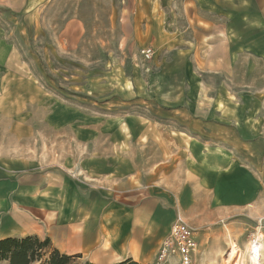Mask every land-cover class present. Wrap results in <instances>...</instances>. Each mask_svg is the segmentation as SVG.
<instances>
[{"label":"crops","instance_id":"1","mask_svg":"<svg viewBox=\"0 0 264 264\" xmlns=\"http://www.w3.org/2000/svg\"><path fill=\"white\" fill-rule=\"evenodd\" d=\"M151 3L174 5L175 19L188 22L177 36L188 35L189 45L174 51L185 54L179 58L191 79L196 68L236 69L238 77L221 78L215 92L184 96L189 109L143 119L141 144L157 145L156 160L134 157L130 125H103L62 108L47 125L56 140L39 141L32 129L22 131L30 122L23 112L13 115V131L0 130V241L37 236L92 264H155L178 218L202 230L215 214L264 212V0Z\"/></svg>","mask_w":264,"mask_h":264},{"label":"rangeland","instance_id":"2","mask_svg":"<svg viewBox=\"0 0 264 264\" xmlns=\"http://www.w3.org/2000/svg\"><path fill=\"white\" fill-rule=\"evenodd\" d=\"M174 9L152 5L151 0H0V111L7 115L0 116V130L12 132V116L23 112L21 119L30 122L22 131L32 129L39 141L56 140L57 134L47 128L53 112L79 109L103 125H130L134 157L147 154L156 160L157 145L141 144L143 119H158L159 109H189L184 96L215 92L222 87L216 85L221 78L238 77L236 69L215 74L196 68L197 78H190L179 58L185 54L174 51L189 45L188 35L177 36L188 22L179 15L175 19ZM146 48L154 52L151 60L141 53ZM241 73L248 77V70ZM64 134L72 150V132ZM117 135L119 150L124 149L120 142L125 140ZM6 140L15 143L13 134ZM185 222L196 232V264H228L227 255L234 249L239 255L232 264H264V212L215 214L202 230ZM259 232L263 242L254 261L250 243Z\"/></svg>","mask_w":264,"mask_h":264},{"label":"trees","instance_id":"3","mask_svg":"<svg viewBox=\"0 0 264 264\" xmlns=\"http://www.w3.org/2000/svg\"><path fill=\"white\" fill-rule=\"evenodd\" d=\"M81 256L62 254L54 249L49 238L37 236L6 238L0 241V264H73ZM86 264H92L87 262ZM121 264H138L126 261Z\"/></svg>","mask_w":264,"mask_h":264},{"label":"built area","instance_id":"4","mask_svg":"<svg viewBox=\"0 0 264 264\" xmlns=\"http://www.w3.org/2000/svg\"><path fill=\"white\" fill-rule=\"evenodd\" d=\"M141 53L145 60H151L154 56L150 48L142 50ZM195 234L193 228L178 218L162 241L155 264H196L195 256L199 244ZM252 240L256 245L259 242V236H253Z\"/></svg>","mask_w":264,"mask_h":264},{"label":"bare ground","instance_id":"5","mask_svg":"<svg viewBox=\"0 0 264 264\" xmlns=\"http://www.w3.org/2000/svg\"><path fill=\"white\" fill-rule=\"evenodd\" d=\"M258 236H259V242L256 245L253 243V240L250 243L251 248L249 250V255H250V258L254 261H256L257 256L259 257L260 250L262 247V242H263L262 241L263 240V234L261 232H259ZM261 238H262V240H261ZM238 255H239V251L237 249L236 250L234 249L233 251L231 250L230 253L227 255L228 256V258H227L228 264L237 263Z\"/></svg>","mask_w":264,"mask_h":264}]
</instances>
